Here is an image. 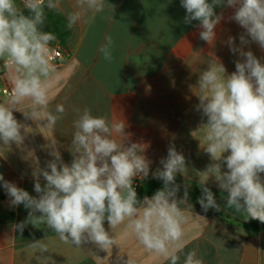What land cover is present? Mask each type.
I'll return each instance as SVG.
<instances>
[{"label": "clouds", "instance_id": "9594fccd", "mask_svg": "<svg viewBox=\"0 0 264 264\" xmlns=\"http://www.w3.org/2000/svg\"><path fill=\"white\" fill-rule=\"evenodd\" d=\"M23 9L16 0H0V60L7 69L10 84L7 98L0 102V142L8 146L11 142L20 145L28 132L24 124L14 117L20 111L26 119L43 127L53 129L63 119L65 107L57 104L50 109V91L58 78V72L49 57V45L55 39L50 32L43 31L45 9H59L61 0H21ZM186 9L185 23L199 21L200 39L212 45L214 29L223 19L214 7L224 5L235 9L229 20L236 21L245 32L240 35V46L229 37L227 44L233 53H239L243 61H236L231 75L225 74L224 65L214 56L208 67L199 75L196 87L199 104L197 110L207 117L202 148L213 161L201 174L203 195L199 199L204 212L220 211L212 191L204 186L209 177H214L220 189L227 191V206L236 212L246 213L248 218L264 223V64L251 50L243 46L250 42L264 50V0H181ZM73 10L67 11V27L72 28L82 19L83 11L102 13L106 8L114 11L107 0H75ZM250 38V40H249ZM113 38L109 35L99 51L105 60H112ZM69 151L71 164H65L57 150V141L48 145L52 160L45 169L33 172L34 189L38 198L4 180L3 188L10 197L11 206L24 205L30 209L25 221L13 226V231L23 232L28 224L46 225L53 230L59 241L75 245L81 250L89 242L108 252L117 240L113 230L124 225V235L134 236L150 253L163 257L169 264H178L179 252L185 244L183 225L187 220L185 208L188 204L187 190L183 199H177L179 185L175 183L177 173L187 175L184 155L169 146L166 158L160 160L153 177L163 181V188L151 198L138 200L133 186L135 178L149 176L151 161L143 154L146 145L125 141V123L119 119L109 122L105 116L93 115L88 107L75 109ZM230 152L229 155L223 154ZM226 164L227 171H222ZM46 183L42 186L40 177ZM107 220L111 232L106 231ZM38 264H55L49 243L37 240L28 243ZM126 264H133L128 258ZM183 264H204L196 250L189 251Z\"/></svg>", "mask_w": 264, "mask_h": 264}, {"label": "crops", "instance_id": "0c3cea01", "mask_svg": "<svg viewBox=\"0 0 264 264\" xmlns=\"http://www.w3.org/2000/svg\"><path fill=\"white\" fill-rule=\"evenodd\" d=\"M107 2L114 6L113 12L106 8L93 18L85 10L81 21L72 28L67 27L66 12L73 10L75 0H61L60 8L53 9L66 22L68 36L63 46L57 40L50 42L60 46L63 59L56 68L58 78L50 91L49 107L54 112L57 104H63L65 114L53 129H48L43 127L44 121L38 126L22 112L14 111L17 121L30 129H21L24 140L20 145L11 142L6 146L0 142V174L38 198L33 172L37 167L45 169L53 159L49 154L50 141H57L63 162L70 165L75 109L88 107L93 115L105 116L110 123L119 119L125 123V133L130 134L125 146L146 145L143 154L151 161L146 179L163 183L153 173L162 168L160 160L167 157L169 146L184 155L188 172L176 175L177 199H183L187 190L191 208L181 205L187 220L183 225L185 247L178 253V264H183L192 250H196L204 264H264V223L229 208L228 193L219 188L214 177H209L204 186L212 191L221 210L204 212L198 202L203 195L200 180L207 178L201 173L213 161L202 148L205 129L201 127L206 125L207 117L197 110L196 85L212 55L224 65L226 76L236 71L237 60L243 61L227 44L232 37L239 47L240 35L245 32L236 21L228 19L235 9L214 7L217 15L223 13V19L214 29L216 37L210 45L200 39L199 21L185 23L187 12L181 0ZM16 4L24 10L21 0H16ZM109 35L114 41L111 61L105 60L99 51ZM243 49L251 50L264 64V50L258 44L250 42ZM6 72L7 69L5 77H0V85L8 82ZM227 170L226 164H222V171ZM260 176L264 180V173ZM40 182L42 186L46 183L42 176ZM29 211L23 204L11 206L0 181V264H38L27 245L44 239L50 251L45 255L51 256L55 264H126L128 258L133 264H169L163 257L148 252L134 236H125L124 225L113 230L117 246L108 252L90 242L77 250L75 245L59 241L46 225L28 224L22 233L13 231L14 225L26 220ZM252 222L256 223L255 228L245 225ZM104 227L111 232L107 220Z\"/></svg>", "mask_w": 264, "mask_h": 264}, {"label": "trees", "instance_id": "16d2710c", "mask_svg": "<svg viewBox=\"0 0 264 264\" xmlns=\"http://www.w3.org/2000/svg\"><path fill=\"white\" fill-rule=\"evenodd\" d=\"M25 14L27 10L25 9ZM43 31L50 32L54 35L60 45L65 44V40L68 36V29L66 27V22L53 10H47L45 12V22L42 28ZM163 183L156 182L153 179H144L135 187L137 192L138 200H142L145 196H153L157 190L163 188ZM199 196V194H197ZM246 226L250 228H255L256 223H246Z\"/></svg>", "mask_w": 264, "mask_h": 264}, {"label": "built area", "instance_id": "2783aa9c", "mask_svg": "<svg viewBox=\"0 0 264 264\" xmlns=\"http://www.w3.org/2000/svg\"><path fill=\"white\" fill-rule=\"evenodd\" d=\"M50 49L52 50V55L49 57L51 63L55 66V68H58L62 63V52L59 45H52L50 43L49 45ZM5 66L4 62L0 60V77H5ZM10 84L5 81V83L0 85V99H6L8 93L10 92ZM141 178L137 177L133 181L134 188L141 182Z\"/></svg>", "mask_w": 264, "mask_h": 264}]
</instances>
